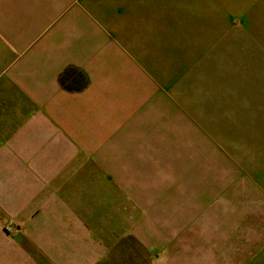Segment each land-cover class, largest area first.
<instances>
[{
    "label": "rangeland",
    "instance_id": "374dc122",
    "mask_svg": "<svg viewBox=\"0 0 264 264\" xmlns=\"http://www.w3.org/2000/svg\"><path fill=\"white\" fill-rule=\"evenodd\" d=\"M128 1H103V28L146 52V161L128 150L95 193L72 163L45 177L0 153V264H264V0ZM32 107L0 104V149Z\"/></svg>",
    "mask_w": 264,
    "mask_h": 264
},
{
    "label": "crops",
    "instance_id": "0c3cea01",
    "mask_svg": "<svg viewBox=\"0 0 264 264\" xmlns=\"http://www.w3.org/2000/svg\"><path fill=\"white\" fill-rule=\"evenodd\" d=\"M103 1L0 0V99H5L0 104L35 110L23 124L10 117L16 121L10 124L14 139L0 153L13 154L2 161L16 169L23 164L19 155L26 154L31 167L45 177L52 175L48 168L72 163L80 169L83 185L86 178H94L95 193L104 192L107 180L116 176L113 169L128 161V150L139 153L130 161L140 163V153L146 161V147L140 143H145L149 103L146 64L139 58H146V52H135L129 27H124L127 32L104 30ZM108 1L113 2L107 7L110 16L118 4ZM68 68L82 71L86 83L77 84L73 77L67 81L72 89H62L59 77ZM136 164L133 168H139ZM28 184L19 190L21 202L35 190L32 180ZM78 190L72 187L70 193L79 195Z\"/></svg>",
    "mask_w": 264,
    "mask_h": 264
},
{
    "label": "trees",
    "instance_id": "16d2710c",
    "mask_svg": "<svg viewBox=\"0 0 264 264\" xmlns=\"http://www.w3.org/2000/svg\"><path fill=\"white\" fill-rule=\"evenodd\" d=\"M63 77L65 78V73H64Z\"/></svg>",
    "mask_w": 264,
    "mask_h": 264
}]
</instances>
